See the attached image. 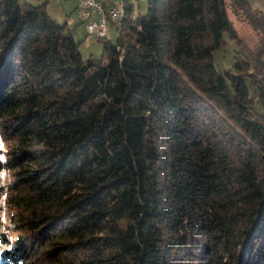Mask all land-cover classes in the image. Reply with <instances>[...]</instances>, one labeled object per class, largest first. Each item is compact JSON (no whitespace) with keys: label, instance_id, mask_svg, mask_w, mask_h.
I'll return each mask as SVG.
<instances>
[{"label":"trees","instance_id":"16d2710c","mask_svg":"<svg viewBox=\"0 0 264 264\" xmlns=\"http://www.w3.org/2000/svg\"><path fill=\"white\" fill-rule=\"evenodd\" d=\"M45 2L0 0V264H264V10L122 0L103 61Z\"/></svg>","mask_w":264,"mask_h":264},{"label":"rangeland","instance_id":"374dc122","mask_svg":"<svg viewBox=\"0 0 264 264\" xmlns=\"http://www.w3.org/2000/svg\"><path fill=\"white\" fill-rule=\"evenodd\" d=\"M30 3H38L41 0H26ZM114 1V4L120 8L122 11V6L120 1L122 0H112ZM129 3L130 10L127 13V17H133L136 14H141L145 11L146 0H124ZM249 1V4L253 8H263L264 9V0H247ZM78 2V0H46L44 4V9L48 12L49 15L53 17V19L58 23L66 22V25L70 26L72 28L71 33L74 36V39L78 41L76 48H78L82 59L89 54H91L93 57H101L103 60V49L101 47V42L105 39H110V41H113L115 38V27L116 22L114 23H108L107 29H105L106 35L104 36H96L94 34H86L85 33V26L84 23L79 22L76 18V15L74 14V8L72 6H75V3ZM226 15L231 20V25L233 28H235L238 35L241 36V39L246 41L249 47H252L254 45L253 40V31L251 28L247 25L248 23L238 14L232 13L230 10V7L227 5V12ZM224 41L226 42L225 45L222 48H219L216 50V52L213 53L214 56V66L215 68H226L230 65L232 59H233V51L235 49V44L232 42V40L224 34ZM104 61V60H103ZM1 149H0V159H1ZM7 178L6 171H0V183L5 181ZM1 204V203H0ZM1 219V216H0ZM3 226L0 225V233H2L1 238H7V232L5 228H2ZM0 238V250L7 249V244H3L2 239ZM10 264H17L16 262H12Z\"/></svg>","mask_w":264,"mask_h":264},{"label":"built area","instance_id":"2783aa9c","mask_svg":"<svg viewBox=\"0 0 264 264\" xmlns=\"http://www.w3.org/2000/svg\"><path fill=\"white\" fill-rule=\"evenodd\" d=\"M78 21L84 23L85 33L96 36L106 35L108 23L117 21L121 10L115 4H102L100 0H79L73 6Z\"/></svg>","mask_w":264,"mask_h":264},{"label":"crops","instance_id":"0c3cea01","mask_svg":"<svg viewBox=\"0 0 264 264\" xmlns=\"http://www.w3.org/2000/svg\"><path fill=\"white\" fill-rule=\"evenodd\" d=\"M42 1V0H41ZM79 1V0H78ZM101 1V3L102 4H114V1H112V0H100ZM126 2V1H125ZM249 2V1H248ZM76 3H78V2H76ZM75 3V4H76ZM128 3V2H127ZM129 4V3H128ZM73 7V6H72ZM253 8V7H252ZM257 9H259V8H257ZM261 10H264L263 8H260ZM79 22H81V21H79ZM66 23V22H65ZM66 26H68V25H66ZM69 28H70V33H71V30H72V28L70 27V26H68ZM71 35H72V33H71ZM73 36V35H72ZM73 38H74V36H73Z\"/></svg>","mask_w":264,"mask_h":264}]
</instances>
